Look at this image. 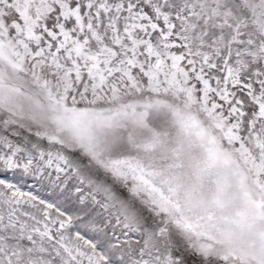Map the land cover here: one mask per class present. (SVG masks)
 Listing matches in <instances>:
<instances>
[{
  "label": "snow or ice",
  "instance_id": "1",
  "mask_svg": "<svg viewBox=\"0 0 264 264\" xmlns=\"http://www.w3.org/2000/svg\"><path fill=\"white\" fill-rule=\"evenodd\" d=\"M0 264H264V0H0Z\"/></svg>",
  "mask_w": 264,
  "mask_h": 264
},
{
  "label": "rangeland",
  "instance_id": "2",
  "mask_svg": "<svg viewBox=\"0 0 264 264\" xmlns=\"http://www.w3.org/2000/svg\"><path fill=\"white\" fill-rule=\"evenodd\" d=\"M28 183L31 184L32 181L29 180ZM24 190H25V191H28V190H30V189H29L28 187H25ZM41 195H43L45 198L51 199V197L48 196V193H47L46 191H43V190H42V191H41Z\"/></svg>",
  "mask_w": 264,
  "mask_h": 264
}]
</instances>
